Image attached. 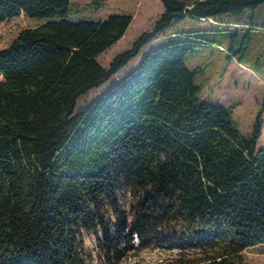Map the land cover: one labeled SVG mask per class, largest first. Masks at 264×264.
Segmentation results:
<instances>
[{"label":"trees","instance_id":"16d2710c","mask_svg":"<svg viewBox=\"0 0 264 264\" xmlns=\"http://www.w3.org/2000/svg\"><path fill=\"white\" fill-rule=\"evenodd\" d=\"M161 2L153 27L106 68L98 56L124 36L132 14L0 0V21L21 17L0 35V264H120L133 236L143 247L176 245V264H247L243 251L264 244L262 111L245 136L231 107L200 99L186 58L213 42L206 33L172 32L74 114L81 94L174 22L264 0ZM242 23L251 27L238 33L261 26ZM85 233L97 235L95 246Z\"/></svg>","mask_w":264,"mask_h":264},{"label":"rangeland","instance_id":"374dc122","mask_svg":"<svg viewBox=\"0 0 264 264\" xmlns=\"http://www.w3.org/2000/svg\"><path fill=\"white\" fill-rule=\"evenodd\" d=\"M163 9L160 0H70L72 13L132 14V22L124 36L98 56V61L106 68L114 56L130 48L143 31L153 27ZM20 19L21 17H15L0 21V35ZM250 21L257 25H264V3L255 9L248 8L241 13H223L204 21L188 16L174 22L162 31L158 38L146 43L140 54L130 60L108 81L81 94L77 98L74 114L100 97L110 86L132 71L147 50L174 40L171 37L172 32L178 34L187 31L203 32L206 33L203 36L213 42L198 46L197 50L189 53L186 58L187 66L196 70L195 80L200 85V99L209 104L231 107L232 117L241 133L250 136L257 115L261 111L264 121V76L261 71L264 66L258 67L264 64V28L250 34L247 31L238 33V30L243 29L242 25L234 27L229 24V22ZM218 44L223 45L226 50H220ZM231 47L237 51L232 58H229L228 56L232 55ZM257 69L261 70L257 71ZM263 143L264 134L258 144L262 146ZM131 197L130 191L123 195L122 201L125 206H128ZM96 239V234L85 233V242L89 247L95 246ZM125 244L129 245L127 242ZM178 255L176 245L164 247L161 244L152 243V245L143 247L140 238L133 236L120 264H176ZM243 255L247 264H264V244L245 249ZM96 262H99V258Z\"/></svg>","mask_w":264,"mask_h":264},{"label":"crops","instance_id":"0c3cea01","mask_svg":"<svg viewBox=\"0 0 264 264\" xmlns=\"http://www.w3.org/2000/svg\"><path fill=\"white\" fill-rule=\"evenodd\" d=\"M161 1V0H160ZM187 1H193V0H187ZM163 4V3H162ZM163 8H164V6H163ZM163 11H164V9H163ZM163 13V12H162ZM209 19H211V18H209ZM239 25H242V30H240V32L241 31H243V30H245V29H249V27H251L250 25H248V24H245V23H241V24H234V23H231V26H234V27H238ZM262 28H264L263 26H257L255 29H250V31L251 32H255L256 30H258V29H262ZM239 31V30H238ZM264 33V32H263ZM263 134H264V121H263V129H262V135H261V137L260 138H262L263 137ZM260 138H259V140H260ZM259 140H258V142H257V147L258 148H262V147H264V143L262 144V146H259Z\"/></svg>","mask_w":264,"mask_h":264},{"label":"built area","instance_id":"2783aa9c","mask_svg":"<svg viewBox=\"0 0 264 264\" xmlns=\"http://www.w3.org/2000/svg\"><path fill=\"white\" fill-rule=\"evenodd\" d=\"M220 49H221V50H224V48H223V47H220Z\"/></svg>","mask_w":264,"mask_h":264}]
</instances>
